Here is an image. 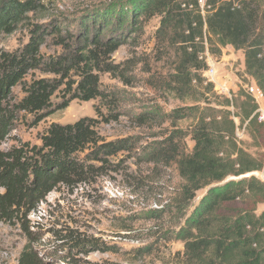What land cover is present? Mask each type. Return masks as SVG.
I'll return each mask as SVG.
<instances>
[{
    "label": "trees",
    "instance_id": "obj_1",
    "mask_svg": "<svg viewBox=\"0 0 264 264\" xmlns=\"http://www.w3.org/2000/svg\"><path fill=\"white\" fill-rule=\"evenodd\" d=\"M198 1L132 2L138 11L162 17L163 26L173 29L172 41L179 45L180 60L175 68L176 91L181 86L189 88L182 100L196 104L172 114L174 120H193L192 149L185 151V136L176 130L151 157L155 165L172 168L179 179L170 205L157 211L158 219H171L177 210L174 218L181 222L175 224L173 235L183 245L178 264H264V212H257L264 204V182L253 175L264 176V157L248 153L235 136L238 128L247 136L257 134L263 142L264 123L259 121L258 105L248 91L240 88L231 99L218 97L213 85L201 77L206 63L199 59L205 49L213 58L225 47L241 51L243 75L255 82L264 99V0H204L203 9ZM10 2L0 14V31L9 32L7 19L14 20L26 8V4ZM38 32L35 29L21 48L0 55V140L8 135L13 113L37 116L39 122L51 112L52 99L59 93L64 99L60 109L74 100L104 103L107 99L99 75L112 73L109 61L120 47L117 39L84 36L82 44L66 46L57 57L45 59L40 56ZM32 71L52 78L24 84L23 98L10 106L9 91ZM210 97L220 101L215 103ZM200 101H204L203 107ZM98 125L92 118L54 124L41 137L39 147L25 143L0 153V219L26 206L29 210L57 187L84 182L102 169L82 162L80 155L89 153L91 161L106 166L107 158L127 149L125 141L101 144ZM200 191L204 195L187 215ZM16 264L42 262L26 247Z\"/></svg>",
    "mask_w": 264,
    "mask_h": 264
},
{
    "label": "rangeland",
    "instance_id": "obj_2",
    "mask_svg": "<svg viewBox=\"0 0 264 264\" xmlns=\"http://www.w3.org/2000/svg\"><path fill=\"white\" fill-rule=\"evenodd\" d=\"M10 1L0 0V14ZM13 1L26 4V8L14 20L7 19L9 32L1 29L0 55L24 46L35 29L39 30L40 56L45 59L57 57L66 46L82 44L84 36L117 39L120 47L109 61L112 73L99 75L101 90L107 96L104 103L74 100L60 109L64 99L59 93L52 99L51 112L39 122L37 116L13 113L8 135L0 140V153L25 143L39 147L51 125L73 124L82 118L99 122L96 132L101 144L125 141L127 149L107 158L106 166L91 161L89 153L80 155L82 162L102 169L84 182L57 187L29 210L26 206L2 217L0 264H16L26 247L42 264H178L177 254L181 255L183 245L173 235L180 221L174 218L177 210L171 219L162 221L157 211L170 205L179 179L172 168L157 166L151 160L154 150L176 130L185 136V151L194 145L193 120L172 119L177 109L196 105L182 100L189 88L181 86V91H176L175 68L180 60L179 45L172 41L173 29L163 26L162 17L138 11L132 6L134 0ZM214 61L216 82L230 79L231 96L242 88L264 107L255 82L243 75L241 51L222 48ZM41 78L52 77L39 71L28 73L9 91L10 106L23 98L24 84ZM198 104L203 107L204 101ZM236 136L248 153L264 157V139L260 142L257 134L247 136L238 128ZM253 175L264 182L263 175ZM204 193L196 194L187 215ZM257 212H264V204Z\"/></svg>",
    "mask_w": 264,
    "mask_h": 264
},
{
    "label": "built area",
    "instance_id": "obj_3",
    "mask_svg": "<svg viewBox=\"0 0 264 264\" xmlns=\"http://www.w3.org/2000/svg\"><path fill=\"white\" fill-rule=\"evenodd\" d=\"M198 3L200 4L201 9H203L204 0H199ZM202 15H203V11H202ZM199 59H203L204 62L206 63V69L202 72L201 77L203 75L202 78L206 81V83H210V84L213 85L214 91L216 93L223 94L228 99H231L232 96H231V94L229 92V86H227V85H229L231 83V80L230 79H225L224 83H217L216 82V77H217L218 72L216 70V65H215L214 58L209 54L207 49H205L203 54L201 56H199ZM260 95H261V93H260ZM261 97H262V95H261ZM253 98H254V100L256 102L255 97H253ZM262 99H263V97H262ZM263 102H264V99H263ZM256 104H257V102H256ZM256 112L259 115V121L264 123V107H261V106L258 105V109H257ZM234 122L236 124V119H234ZM235 136H236V134H235ZM237 137H239V136H236V138Z\"/></svg>",
    "mask_w": 264,
    "mask_h": 264
}]
</instances>
